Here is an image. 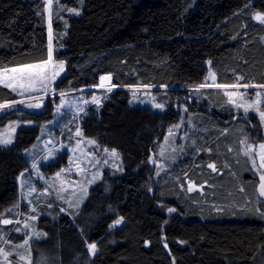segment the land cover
<instances>
[{
  "label": "trees",
  "instance_id": "1",
  "mask_svg": "<svg viewBox=\"0 0 264 264\" xmlns=\"http://www.w3.org/2000/svg\"><path fill=\"white\" fill-rule=\"evenodd\" d=\"M62 1L75 11L53 21L60 45L54 56L66 62L58 89L98 86L101 75L112 76L118 88L82 129L117 150L125 172L92 189L75 221L40 219L43 236L31 243L36 264H264L263 198L238 145L259 129V119L232 122L226 95L213 89L189 103L190 87L209 70L219 84L264 85V23L254 15L264 13V0ZM48 54L43 0H0V69L45 62ZM140 85L168 87L154 90L168 108L135 105L126 87ZM14 99L0 84V103ZM179 104L194 112L192 144L176 173L156 182L148 160L180 121ZM52 107L0 118V127L15 119L33 123L17 131L14 144L0 146V218L19 202L18 177L29 166L23 151L37 142ZM187 180L208 186L189 193ZM120 218L123 225L112 227Z\"/></svg>",
  "mask_w": 264,
  "mask_h": 264
},
{
  "label": "rangeland",
  "instance_id": "2",
  "mask_svg": "<svg viewBox=\"0 0 264 264\" xmlns=\"http://www.w3.org/2000/svg\"><path fill=\"white\" fill-rule=\"evenodd\" d=\"M43 2L45 3L48 35L49 25L51 26L52 61L51 64L47 65L49 78L47 88L36 91L24 89L21 90L24 93L23 95H19L17 91L9 88L15 94L16 99L0 103V105H12L11 108L0 109V118L7 113L23 115L22 112L26 111L43 112L48 104L53 105L52 118L50 121L41 124L37 142L23 151V156L28 160L29 166L18 177L19 202L11 209L8 215L0 218V250H2L0 251V264H36L31 243L38 240L36 233H40L41 237L43 236L38 229L40 219L47 217L50 220H58L62 216H67L75 221L81 209L89 200L92 189L103 182L111 184L110 179L115 180L116 177H121L125 172L120 153L115 149H109L100 144L97 139L88 137L82 129L83 120L93 111L98 112L99 109L101 110L109 93L116 90L118 86L114 85L112 76L104 74L100 76L98 86L67 90L58 89V83L66 75V62L57 60L54 56V49L58 45L59 40L56 34L53 33V21L55 19L62 22L66 21L67 18L64 16L63 11L71 14L72 10H64L65 6L62 0H52L51 10L48 8V0H43ZM57 7L61 9L59 16H57ZM256 14L264 15V13L259 11L255 12L254 15L256 16ZM66 27H69V24ZM66 34L67 31L61 33L62 37H65ZM58 47L60 48V45ZM43 63L37 62L25 65ZM59 64H63L62 71L53 67ZM25 65L3 68L0 69V73L4 72L5 69L10 70ZM54 71H59V75L53 78L52 73ZM8 74L10 75L11 73L9 72ZM102 77H111V79L110 81L104 80L102 82ZM102 83L103 86H101ZM237 83L241 87H231V85ZM218 84L215 72L209 70L202 84L190 87L195 91L192 92L189 103H192L196 96L198 97L199 95L205 99V93L201 90L213 89L226 95V105L230 110V114L233 115L232 122L236 121L237 118L243 121H250L251 116L259 119V129L253 131L252 134L248 133L241 137L238 140V145L243 159L247 160L258 179L256 189L260 197V176L264 175V167H261L259 145L264 144V121L260 119L259 111H264V87L247 84L249 87L244 88L242 86L245 84L239 81L225 88L216 87ZM201 85H204V87H201ZM36 87L39 88L40 86L37 85ZM109 88L111 89L110 91ZM126 88L132 90L135 105L149 106L157 111H165L169 106L168 99H165L160 94H155L154 91L155 89L168 87L140 85L127 86ZM229 93L236 94L233 96L235 103L229 102ZM93 98H96L99 104L85 103V101L91 102ZM257 100L260 101L256 105L259 111H254L250 108L247 113H244L243 108L236 107L238 103L248 106ZM28 104H39L40 107H27ZM157 104L163 105V108H157ZM175 106L178 111L182 112V117L178 123L173 124L169 128L165 137L156 144L154 156L148 160L149 162L151 161L150 165L154 171L156 182L161 181L164 177H172L176 173L181 160L185 158L188 146L192 144L190 137L194 131V112L188 111L186 105L183 104ZM57 107H59V112H57ZM81 108L84 109V112L79 111ZM30 125H33V123L15 119L1 126L0 139L10 135L12 143L0 146L8 147L14 144L17 131L22 126ZM77 128L82 132V136L75 135ZM89 141H95V144H90ZM249 145L252 148V153L251 155H245ZM105 149L108 151L105 152ZM113 150L117 152L119 159L109 156V153ZM105 160H107V163L104 162ZM253 160H255V166H253ZM34 164L36 167H33ZM209 165H214V169L209 167ZM208 167L213 171L218 169L217 164L213 161L208 163ZM57 173H60L59 177H57ZM94 177L96 178L94 179ZM89 181L92 182L89 183ZM207 186V183L196 185L194 182L187 180V191L189 193L195 191L204 193ZM33 188L35 191H32ZM61 188L64 190L60 191ZM190 188L191 190H189ZM60 197H63V199ZM261 197L263 199L260 201L263 202L264 208V196ZM77 204L79 205L78 207L76 206ZM49 205L51 206L49 207ZM5 219L12 221V223L4 224L3 220ZM122 225L123 222L116 225V227ZM13 235L18 237L16 241L12 240ZM88 252L91 256L97 254L96 252L95 255H92L89 249ZM21 257H24V259H21Z\"/></svg>",
  "mask_w": 264,
  "mask_h": 264
},
{
  "label": "snow or ice",
  "instance_id": "3",
  "mask_svg": "<svg viewBox=\"0 0 264 264\" xmlns=\"http://www.w3.org/2000/svg\"><path fill=\"white\" fill-rule=\"evenodd\" d=\"M82 3V0H81ZM51 4H52V0H48V8L49 10H51ZM60 8L57 7V16H59V12H60ZM72 11H75V9H72ZM77 14H79L77 12ZM256 19L260 20L262 23H264V15L261 14H256ZM49 58L47 61H45L43 64H37V65H25L22 67H18V68H12V69H5L4 72L0 73V84H3L4 87L6 88H10L13 91H17L19 95H23V91L24 89L27 90H31V91H36V90H44L47 88L48 85V75H47V65L51 64L52 61V53H51V26L49 25ZM54 68H58L59 70H63V64H59V65H54ZM11 73L10 75L8 73ZM59 75V71H54L52 73L53 78L55 76ZM111 77H102L101 80L102 82L104 80H109L110 81ZM214 79V77H213ZM239 79H243V77H240ZM39 85L40 87L37 88L36 86ZM101 86H103V83L101 84ZM201 87H204V85H201ZM216 87L219 88H225V87H229L228 85H223V84H218L216 85ZM231 87L233 88H239L241 87V85H239V83L231 85ZM242 87L247 88L249 87V85L245 84ZM260 87H264V85H260ZM111 89L109 88V91ZM63 95V94H61ZM229 102L230 103H235V100H233V96H235V93H229ZM259 95V94H257ZM85 103H95V104H99V101L96 98H93V100L91 102L89 101H85ZM260 103L259 100L254 101L252 104L245 106L242 103H238L236 104L237 108H243L244 109V113H247L249 111L250 108H252L254 111H259V109L256 107V105H258ZM12 105H0V109H5V108H11ZM27 107H40L39 104H28ZM157 108H163V105L157 104L156 105ZM80 112H84V109L81 108L79 110ZM57 112H59V107H57ZM86 114V113H85ZM259 116L260 119L262 121H264V111H259ZM7 131V130H6ZM13 131H14V126H13ZM75 135L77 136H82V132L80 131L79 128H77ZM12 143V138L11 136H6L2 139H0V145H10ZM90 144H95V141H89ZM105 152H107L108 150L105 149ZM252 153V148L249 145L248 151L245 152V155H251ZM259 154H260V161H261V167H264V144H260L259 145ZM110 157L119 159V156L117 154V152L115 150L111 151L109 153ZM105 163H107V160L104 161ZM97 163H99V161H97ZM253 166H255V160H253ZM33 167H36V165L34 164ZM209 167H212L214 169V165H209ZM60 176V173H57V177ZM96 177H94L95 179ZM260 185H259V194L260 196H264V175L260 176ZM92 181H89V183H91ZM64 189L61 188L60 191H63ZM191 190V188L189 189ZM32 191H35V189L33 188ZM86 194V192H85ZM61 199H63V197H60ZM51 205H49L50 207ZM71 206V204H70ZM77 207L79 206L78 204L76 205ZM34 211V209H33ZM61 211H63V209H61ZM169 211H175L174 209H169ZM123 218L117 219L115 221V223L112 225V227H115L116 225H119L122 222ZM4 224H10L12 223V221L10 220H3ZM37 239H39L41 237L40 233H36L35 234ZM46 235V234H45ZM27 243V242H26ZM88 249L91 251L92 255H95L97 252V245L95 243H91L88 244ZM2 251V250H0ZM7 255V254H5ZM21 259H24V257H21Z\"/></svg>",
  "mask_w": 264,
  "mask_h": 264
},
{
  "label": "flooded vegetation",
  "instance_id": "4",
  "mask_svg": "<svg viewBox=\"0 0 264 264\" xmlns=\"http://www.w3.org/2000/svg\"><path fill=\"white\" fill-rule=\"evenodd\" d=\"M149 163H151V162H149Z\"/></svg>",
  "mask_w": 264,
  "mask_h": 264
},
{
  "label": "water",
  "instance_id": "5",
  "mask_svg": "<svg viewBox=\"0 0 264 264\" xmlns=\"http://www.w3.org/2000/svg\"><path fill=\"white\" fill-rule=\"evenodd\" d=\"M237 119H239V118H237Z\"/></svg>",
  "mask_w": 264,
  "mask_h": 264
},
{
  "label": "bare ground",
  "instance_id": "6",
  "mask_svg": "<svg viewBox=\"0 0 264 264\" xmlns=\"http://www.w3.org/2000/svg\"><path fill=\"white\" fill-rule=\"evenodd\" d=\"M105 86V85H104Z\"/></svg>",
  "mask_w": 264,
  "mask_h": 264
}]
</instances>
